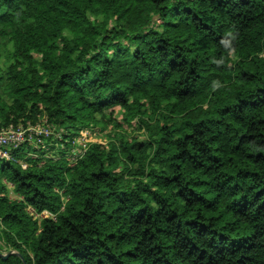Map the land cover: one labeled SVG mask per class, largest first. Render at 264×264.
I'll return each instance as SVG.
<instances>
[{
  "label": "trees",
  "instance_id": "trees-1",
  "mask_svg": "<svg viewBox=\"0 0 264 264\" xmlns=\"http://www.w3.org/2000/svg\"><path fill=\"white\" fill-rule=\"evenodd\" d=\"M0 61L1 126L147 137L0 160V264H264V0H0Z\"/></svg>",
  "mask_w": 264,
  "mask_h": 264
},
{
  "label": "built area",
  "instance_id": "built-area-1",
  "mask_svg": "<svg viewBox=\"0 0 264 264\" xmlns=\"http://www.w3.org/2000/svg\"><path fill=\"white\" fill-rule=\"evenodd\" d=\"M61 132L63 133L62 130L55 132L54 128H51L45 118H41L36 124L26 123V125L17 124L7 127L1 126L0 121V160L7 162L20 161L13 156L12 152L17 151L25 145L32 149L40 148L43 151H47L48 146L54 144V147L59 151L62 150L66 153L68 164L73 165L86 151L87 145L85 140L88 132L86 129H81L78 135L71 139V142L66 139L63 143H61ZM53 141H57V143H53ZM64 143L70 144L64 146ZM22 154L25 157L29 156L33 158L35 156V154L32 155L28 151H24ZM20 166L25 169L27 164L20 161Z\"/></svg>",
  "mask_w": 264,
  "mask_h": 264
},
{
  "label": "rangeland",
  "instance_id": "rangeland-1",
  "mask_svg": "<svg viewBox=\"0 0 264 264\" xmlns=\"http://www.w3.org/2000/svg\"><path fill=\"white\" fill-rule=\"evenodd\" d=\"M0 67L4 70L5 69V64L3 63V61H0ZM105 116L107 117V120H110L109 125H104V124H100L99 126L96 127H89V128H85L86 131L88 132L87 138L85 140L86 145L89 142L95 141V142H99V143H107L109 140H111L112 138H110L109 136L114 133H123L128 140L129 139H136L138 142L140 143H145L147 141V137L146 135L143 134V130L139 129V125L137 123V121L135 119L130 120L128 123L126 124H122L120 126V129H117L114 127V125L118 124L121 122L122 118H123V114H124V110L116 107L110 110H105L104 111ZM113 127L115 129H113ZM64 148V146H63ZM45 156H53L52 153L46 152ZM12 167L16 168L17 166L20 165V161L17 162H12L11 163ZM5 181V180H3ZM7 193L8 196L11 198L16 197L13 192H12V187L10 184H7ZM42 216H47V213H43L42 215H38L35 216V218H41Z\"/></svg>",
  "mask_w": 264,
  "mask_h": 264
},
{
  "label": "water",
  "instance_id": "water-1",
  "mask_svg": "<svg viewBox=\"0 0 264 264\" xmlns=\"http://www.w3.org/2000/svg\"><path fill=\"white\" fill-rule=\"evenodd\" d=\"M4 258L7 257V256H3Z\"/></svg>",
  "mask_w": 264,
  "mask_h": 264
}]
</instances>
